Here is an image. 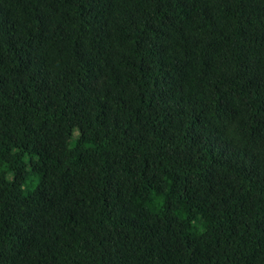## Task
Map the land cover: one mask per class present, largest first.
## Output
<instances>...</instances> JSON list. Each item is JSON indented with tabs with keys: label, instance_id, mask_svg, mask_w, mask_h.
I'll return each mask as SVG.
<instances>
[{
	"label": "trees",
	"instance_id": "obj_1",
	"mask_svg": "<svg viewBox=\"0 0 264 264\" xmlns=\"http://www.w3.org/2000/svg\"><path fill=\"white\" fill-rule=\"evenodd\" d=\"M0 264H264V0H0Z\"/></svg>",
	"mask_w": 264,
	"mask_h": 264
},
{
	"label": "rangeland",
	"instance_id": "obj_2",
	"mask_svg": "<svg viewBox=\"0 0 264 264\" xmlns=\"http://www.w3.org/2000/svg\"><path fill=\"white\" fill-rule=\"evenodd\" d=\"M11 177H12L11 175H8V178H9V179H11Z\"/></svg>",
	"mask_w": 264,
	"mask_h": 264
}]
</instances>
